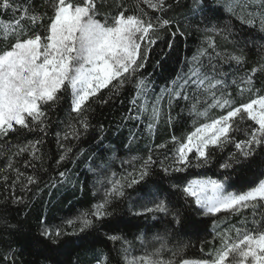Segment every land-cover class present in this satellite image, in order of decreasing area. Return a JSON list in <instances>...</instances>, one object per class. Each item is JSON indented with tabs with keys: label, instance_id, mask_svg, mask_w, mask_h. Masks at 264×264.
I'll use <instances>...</instances> for the list:
<instances>
[{
	"label": "snow or ice",
	"instance_id": "snow-or-ice-1",
	"mask_svg": "<svg viewBox=\"0 0 264 264\" xmlns=\"http://www.w3.org/2000/svg\"><path fill=\"white\" fill-rule=\"evenodd\" d=\"M142 4L154 10V18ZM114 6L116 11L112 14L103 11L104 0H24L23 3L0 0V13L19 15L14 23L0 21V41H3L0 45V146H7L6 170L15 173L14 178L5 174L0 179L9 190L19 185L22 192H31L33 188L42 191L36 165L25 160L33 173L21 172L14 166L13 158L28 153L35 160H43L38 153L43 136L52 126L49 112L62 103L65 94L70 97V112L64 130L56 133L57 143L63 149L57 166L73 159V146L68 142L79 140L91 127L87 115L92 111L91 104H107L126 85L133 83L135 95L129 112L136 115L126 119L146 120L150 138L165 115L161 106L165 97L166 122L176 119L171 115L173 102L184 100L193 117L194 130L183 139L173 135L170 141L149 145L146 156L123 160L122 164H127L131 171L122 174L110 171L98 179L102 198L90 209H81L75 217L62 220L58 226H49L41 220L39 233L30 243L56 252L74 245L73 237L108 229L103 235L113 247L108 253L101 250L97 264H264V179H258L246 190L236 191L230 190V172L223 179L184 180L173 175L191 168H206L229 145L235 151L219 165L226 171L244 170L264 154V95L260 94L262 89L255 87L253 79L257 72L264 73V63L250 71H240L247 61L245 49L258 46L264 59V43L257 44L252 33L234 32L232 24L205 27L202 46L186 59V69L182 68L153 98L150 97V92L154 93L153 82L142 76L141 70L149 63L154 46L163 39V32L168 30L175 37L177 32H171V28L175 26L179 31L174 20L165 18L172 4L169 0H133L129 4L114 0ZM194 8L201 12L216 11L200 2ZM236 9H239L238 15ZM228 11L242 25L256 29L264 40V0H240L238 4H230ZM196 30L201 29L197 26ZM217 36L230 44L232 50L217 45ZM166 48L167 51H160L163 59L173 50V43L169 41ZM160 63L156 60L155 66ZM225 65H229L231 79L230 73L223 70ZM233 87L239 97L248 94L253 98L238 104L230 91ZM105 89L109 93L106 98ZM217 112L221 114L216 115ZM35 133L43 135L40 139L11 143L12 136L19 138ZM241 136L243 139L238 138ZM136 139L133 134L129 145ZM98 167L107 165L101 163ZM157 168L173 181L167 190L160 183L148 184ZM59 178L63 181L66 172H59ZM137 186H143L145 191H139ZM51 187H56V183L52 182ZM180 198L184 201L183 211L175 207ZM9 202L21 204L25 197L16 196L11 200L5 197L0 201L4 205ZM120 202H126L129 213L136 217L171 216L169 223L181 229L193 222L192 213L214 217L212 239L218 240L219 245L210 249L207 259L177 261L189 245L169 248L171 232L165 229L163 235L157 233L151 239H146L143 232L134 234L135 241L143 247L142 254L134 255L135 241L117 231L122 220L117 216ZM220 215L239 216V225L232 224L221 230ZM3 223L9 228L15 227L8 225L6 219ZM154 242L159 246L149 248ZM165 252L170 253L168 258ZM6 259L9 264H15L12 255Z\"/></svg>",
	"mask_w": 264,
	"mask_h": 264
},
{
	"label": "trees",
	"instance_id": "trees-1",
	"mask_svg": "<svg viewBox=\"0 0 264 264\" xmlns=\"http://www.w3.org/2000/svg\"><path fill=\"white\" fill-rule=\"evenodd\" d=\"M18 2L23 3L24 0H18ZM104 2L105 9L103 11L115 14L114 0H104ZM197 2L210 5L216 11L201 12L196 10L194 5ZM239 2L240 0H169L172 8L165 18L174 20L179 25V31L175 26L171 28V32H177L175 37H172L168 30L163 32V39L154 46L149 63L145 69L141 70V75L148 77L153 82L151 87L154 89V93L150 92V97L154 98V94L160 93L161 87L167 85L182 68L186 69V59L190 58L197 48L202 46L206 35L203 31L205 27L210 28L213 24L219 27L232 24L234 32L252 33L255 35L257 44L264 43L256 29L242 25L228 11L230 4L235 5ZM125 3H133V0H125ZM108 5H112V7H108ZM141 7L154 18L156 15L154 10L148 9L143 4ZM236 12L238 15L239 9H236ZM17 18H19L18 14L0 13V21L5 23H14ZM197 26L201 29L200 31L196 30ZM180 32L184 33L183 36L179 34ZM232 38L239 37H230V39ZM169 41L173 43V50L169 52L166 59H163L160 51L161 49L167 51L166 45ZM216 42L217 45L227 48L229 51L232 50V46L222 37L217 36ZM2 44L3 41H0V45ZM245 55L247 61L240 69L241 72L250 71L253 67H259L261 63H264L261 52L256 45L247 47ZM158 59L161 63L159 66H155V61ZM232 67L235 68L236 66L233 64ZM223 70L230 73L229 65H225ZM229 79H231V73ZM253 79L256 82L255 87L262 89L260 94L264 95V73L257 72ZM230 91L238 104L248 102L250 98H253L248 94L242 98L239 97L235 87ZM103 94L105 98L109 95L107 89L103 90ZM134 95L135 84L133 83L126 85L107 104L92 103V111L87 114L91 127L82 134L79 140L73 139L68 142L73 146V159L59 166H57L56 161L63 149L57 143L56 133L62 132L65 123L68 121L70 112L68 94H65L62 103L53 112H49L52 126L48 134L43 136V144L39 146L40 153H38V155L43 156V160H35L28 153L13 158L14 166L19 168L21 172L33 173V169L25 164V160L36 165V174L40 176L42 181L39 185L42 191L37 192L36 188H33L31 192H22L19 185L15 189L9 190L5 186V182L0 179V201H3L5 197H8L9 200L21 195L25 197V202L21 204L9 202L4 205L0 203V264H9L6 259L8 255H12L15 264H97L96 258L101 250L108 253L113 247L112 243L103 235V232L108 231V229H103L101 233L80 234V237H73L72 239L76 241L74 245L56 252L42 250L41 247L31 244L30 240L38 235L41 220H44L49 226H58L62 220L75 217L81 209H90L92 204L102 198L100 185L97 184L98 179L108 175L110 171L121 174L125 171H131L127 164H122L123 160L130 159L132 156H146L149 145L170 141L173 135L183 139L186 134L194 130L192 126L193 117L189 115L187 102L184 100H180L179 103L173 102L171 115L176 119L171 123L166 122L168 106L167 98H165L162 108L165 115L162 116L154 137L150 138L146 130V120L126 119V117L136 115L135 112H129L132 107L130 101ZM133 134L136 135L137 139L135 143L129 145V139ZM42 135L35 133L24 134L19 138L12 136L11 143L40 139ZM238 138L243 139L242 136ZM233 151L235 149L229 145L223 152L217 153L215 160L206 168H191L185 173H174L173 175L184 180L206 177L223 179V176L230 172V190L236 191L246 190V187L251 186L258 179H264V175H261L264 173V154L257 157L251 166L244 170L226 171L221 169L220 163H223L228 154ZM77 153L79 154L77 155ZM160 158L163 159V156ZM7 163V146H0V176L6 174L14 178L15 173L11 169L6 170ZM101 163L107 167H98ZM90 169H96V171ZM62 171L66 172V178L63 181L59 178V172ZM52 182L56 183V187H51ZM153 182L162 184L167 190L173 181L164 177V174L159 172L157 168L156 175L150 178L148 184L151 185ZM8 183H11V180ZM137 188L141 192L145 191L143 186H137ZM132 195L135 198L136 193L133 192ZM177 196H179L178 193ZM183 204L184 201L180 198L175 207L181 208L183 211ZM190 215L193 222L189 227L181 229L169 223L172 220L171 216L164 217L158 214L155 219L151 215L136 217L129 213L126 202H120L117 206V216L122 220L117 231L123 233L127 239L135 241L134 234L139 235L140 232H143L146 239H151L154 234L163 235L165 229H168L171 232V235L168 236L169 248L180 244L189 245L184 253L177 257V261L185 258L207 259V253L210 249L219 245L218 240L213 241L212 239L214 234L213 219L216 218L195 213ZM5 219L8 225L15 227H7L3 223ZM239 221V216L225 217L220 215L218 217V225L221 230L232 224L238 226ZM158 246L159 243L154 242L149 245V248ZM142 251V245L135 241L133 254L140 255ZM164 255L168 258L170 253L165 252Z\"/></svg>",
	"mask_w": 264,
	"mask_h": 264
},
{
	"label": "rangeland",
	"instance_id": "rangeland-1",
	"mask_svg": "<svg viewBox=\"0 0 264 264\" xmlns=\"http://www.w3.org/2000/svg\"><path fill=\"white\" fill-rule=\"evenodd\" d=\"M165 98H167V97H165ZM161 106H162V108H163V101L161 102ZM196 179V178H195Z\"/></svg>",
	"mask_w": 264,
	"mask_h": 264
}]
</instances>
